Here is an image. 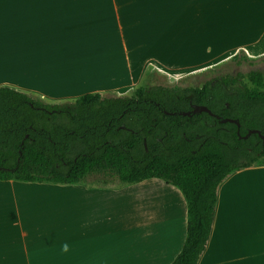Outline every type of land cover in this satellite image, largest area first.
<instances>
[{"label": "crops", "instance_id": "0c3cea01", "mask_svg": "<svg viewBox=\"0 0 264 264\" xmlns=\"http://www.w3.org/2000/svg\"><path fill=\"white\" fill-rule=\"evenodd\" d=\"M208 3L0 0V87L47 104L136 89L149 66L166 75L176 71L159 59L145 60L144 42L162 38L164 23L176 39L190 21L188 14ZM248 50L264 55V29ZM0 183L15 190L0 192L8 200L0 209V264H170L185 241L183 196L160 180L135 184L144 201L160 209L142 207L143 216L159 219L151 218L134 240L111 224L101 239L95 229H84L89 202L100 199L106 188L88 194L76 191V184ZM198 264H264V166L235 172L219 186Z\"/></svg>", "mask_w": 264, "mask_h": 264}, {"label": "trees", "instance_id": "16d2710c", "mask_svg": "<svg viewBox=\"0 0 264 264\" xmlns=\"http://www.w3.org/2000/svg\"><path fill=\"white\" fill-rule=\"evenodd\" d=\"M195 107L218 119L193 114ZM251 131L264 136V73L257 71L201 89L137 87L129 97L94 93L54 105L2 86L0 182L75 185L94 175L123 184L163 181L186 205L185 241L170 264H198L219 186L264 166V139Z\"/></svg>", "mask_w": 264, "mask_h": 264}, {"label": "rangeland", "instance_id": "374dc122", "mask_svg": "<svg viewBox=\"0 0 264 264\" xmlns=\"http://www.w3.org/2000/svg\"><path fill=\"white\" fill-rule=\"evenodd\" d=\"M197 9L198 7L188 14L190 21H187V25H182V34L178 33L176 39H171L170 25L164 23L162 38L151 40V43L144 42L145 60L159 59L162 64L176 71L166 75L157 72L154 66H149L137 87L191 88L224 76L240 74L245 77L251 71L264 73V55L253 56V51L248 50V44L264 29V0H209L208 4L199 9V13L194 14ZM177 25V29H172V34L178 31ZM134 90L126 89L118 94L105 96L129 97ZM64 103L67 101L51 104ZM76 185L80 187L76 191H86L88 194L89 189L107 190L100 194V199L89 202L92 207L82 220L84 229L86 230V226L95 229L94 234L97 233L99 239L109 230L105 229L108 224L114 225L117 230H123L126 239H138L151 218L159 219L157 216L154 218L153 214L143 216V206L150 208L151 212L160 208L154 207L156 202L148 204L144 201L139 194L140 188L135 184H123L112 176L94 175ZM6 188L8 189L0 188V192L15 191L12 187ZM7 201L0 194V209L6 208ZM67 207L69 208L68 203Z\"/></svg>", "mask_w": 264, "mask_h": 264}, {"label": "water", "instance_id": "95a60500", "mask_svg": "<svg viewBox=\"0 0 264 264\" xmlns=\"http://www.w3.org/2000/svg\"><path fill=\"white\" fill-rule=\"evenodd\" d=\"M201 112H206L208 114H211L210 111L204 107H200V108H197L195 107L193 110H192V113H201ZM183 116H189L190 114L189 113H183L182 114ZM226 122H229V123H235L237 126H238V123L235 122L234 120H230V119H224L221 121V123H226ZM251 133H254V134H257L261 139H264V136H261V134L258 132V131H251L249 132L248 134H251Z\"/></svg>", "mask_w": 264, "mask_h": 264}, {"label": "flooded vegetation", "instance_id": "af4514ba", "mask_svg": "<svg viewBox=\"0 0 264 264\" xmlns=\"http://www.w3.org/2000/svg\"><path fill=\"white\" fill-rule=\"evenodd\" d=\"M211 82H214V80H212ZM242 82H243V84H246V83H248L247 81H243V80H242ZM205 83H206V82H205ZM205 83H203L202 85H200L198 88H200V89H201ZM178 87H179V86H178ZM209 115H211L212 117H214V118L218 119V117H217V116H215V115H213L212 113H211V114H209Z\"/></svg>", "mask_w": 264, "mask_h": 264}]
</instances>
